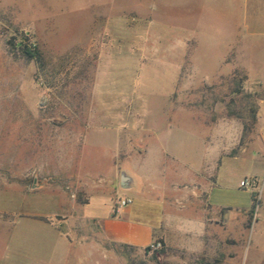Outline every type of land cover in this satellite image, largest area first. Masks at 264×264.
<instances>
[{
	"label": "rangeland",
	"instance_id": "374dc122",
	"mask_svg": "<svg viewBox=\"0 0 264 264\" xmlns=\"http://www.w3.org/2000/svg\"><path fill=\"white\" fill-rule=\"evenodd\" d=\"M122 170L164 219L152 246L87 258L82 206ZM263 187L264 0H0V264H49L13 234L84 264H252ZM40 244L65 255L21 245Z\"/></svg>",
	"mask_w": 264,
	"mask_h": 264
},
{
	"label": "crops",
	"instance_id": "0c3cea01",
	"mask_svg": "<svg viewBox=\"0 0 264 264\" xmlns=\"http://www.w3.org/2000/svg\"><path fill=\"white\" fill-rule=\"evenodd\" d=\"M208 10L210 12L217 11L212 6H207V13ZM112 178V181L116 180V183L120 186L119 188H114L105 192L104 184H100L91 189V194L88 196L86 203L82 206L83 219L96 224L98 230V235L91 237V242L96 245L97 250L95 252L92 250L87 251V258H93L94 255L99 257L98 249L100 243L124 245L136 249L147 248L156 238L155 233L158 232L161 222L164 219L162 212L164 210V205L162 200H151L150 198H146L143 190L138 187L142 183L148 184L151 180L150 177L136 178L122 170L119 175L114 173ZM212 192L206 194L205 201L212 209H219L223 203L213 202ZM114 195L117 196L118 200L130 199L131 204L115 212V204L117 202L116 198H113ZM96 196H101L105 201V211L101 215L91 210L93 197ZM237 209L247 210L249 207ZM259 215L253 225L251 235L252 264H264V210L261 211ZM26 241L62 243L65 248L64 250H66L64 251L65 255L61 256V251L57 250V246L54 245L45 246L40 244L32 249H28L27 246L21 245ZM79 242H83V239ZM7 243V245H18L15 246L19 250L18 253L28 255L30 261L33 260L32 257L34 260H39L40 257V259H47L49 264H68L66 260L69 258L73 264H84L85 251L83 250V245H79V250L77 246L73 249V246H70L68 240H61L58 235L26 236L13 234L11 239L7 240Z\"/></svg>",
	"mask_w": 264,
	"mask_h": 264
},
{
	"label": "built area",
	"instance_id": "2783aa9c",
	"mask_svg": "<svg viewBox=\"0 0 264 264\" xmlns=\"http://www.w3.org/2000/svg\"><path fill=\"white\" fill-rule=\"evenodd\" d=\"M239 187L241 189L254 192L256 196L260 193V191L258 189L257 180L254 177L243 178L239 183ZM130 204H131L130 199L118 200L117 203L115 204V212H117L119 209H123V208L129 206ZM150 246H152V245H150Z\"/></svg>",
	"mask_w": 264,
	"mask_h": 264
},
{
	"label": "trees",
	"instance_id": "16d2710c",
	"mask_svg": "<svg viewBox=\"0 0 264 264\" xmlns=\"http://www.w3.org/2000/svg\"><path fill=\"white\" fill-rule=\"evenodd\" d=\"M24 53L28 56V57H34V54L31 52V50L30 49H27V48H25L24 49ZM124 246V245H123Z\"/></svg>",
	"mask_w": 264,
	"mask_h": 264
}]
</instances>
